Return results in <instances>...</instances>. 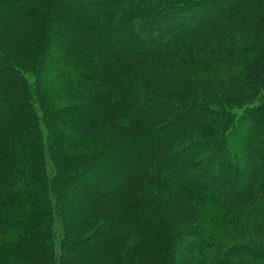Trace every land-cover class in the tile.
Wrapping results in <instances>:
<instances>
[{"label":"trees","instance_id":"trees-1","mask_svg":"<svg viewBox=\"0 0 264 264\" xmlns=\"http://www.w3.org/2000/svg\"><path fill=\"white\" fill-rule=\"evenodd\" d=\"M73 1L0 0L20 28L0 23V34L27 42L19 56L0 49V264H75L86 242H103L90 264H264V235H223L264 202V156L242 135L264 118V0H246L251 37L196 28L170 42L220 0ZM85 19L136 37L108 42L110 58L99 47L72 58L63 36L50 73L57 31L73 38ZM185 60L212 75L182 79L170 64ZM165 111L181 121L161 135Z\"/></svg>","mask_w":264,"mask_h":264},{"label":"rangeland","instance_id":"rangeland-1","mask_svg":"<svg viewBox=\"0 0 264 264\" xmlns=\"http://www.w3.org/2000/svg\"><path fill=\"white\" fill-rule=\"evenodd\" d=\"M78 0H74L73 1V6L72 7H77L76 4ZM251 1V0H248ZM246 2V3H245ZM254 3H256V1H254ZM80 6V4H79ZM101 7V3L96 2V6H95V10L99 9ZM245 7H247V9H249L251 6L247 3L246 0H220L219 2H215L211 4V10H209L207 13H204V17L200 18L199 20H197L191 28L189 29H185L184 31L178 33L177 35H174L170 38L165 37L163 40L165 39H169L168 41H174V40H178V39H189L190 35H193L195 33V29L196 28H200L202 30L205 31H210L212 32L213 36L215 38H217L219 36V31H220V27L224 28L225 30L228 31H234L237 33V31H241V30H245L246 32L248 31L250 37L252 36V32L249 30V27L247 25L249 19L251 17L250 11H246ZM81 9H83V7H80ZM71 9V8H70ZM85 10H88L85 8ZM10 9L7 8V6H2L0 5V23L2 24H7V25H12L10 29L15 28L16 26L18 27L19 25H13V21L10 17L5 18L4 15L6 14H11ZM221 17V18H220ZM211 18L212 20H215L216 18H218V23H217V27L213 28L212 26L210 27L209 23L206 24L207 22L205 21L206 19ZM77 20V19H75ZM73 19V23L75 24L76 21ZM80 22H82L81 19H78ZM87 25H83L80 28V32L77 30L75 31L76 35H73V38L71 37V34L68 33V31H66V29L64 30V28H61V30L57 31V37H56V41H55V46L54 50H50V56H49V69L51 70L50 73H53V68L55 67V65H59V62L61 61V54H62V42L61 39L63 38V36H67V38L72 39L71 42H67V47L68 48H74V49H78L77 54H73V57L79 56L80 51H89V52H94L99 48H103V56L102 57H108L110 58V54L105 53V47L106 45H108V42L114 43V44H122V46H126L130 44V40L129 37H136L135 35L130 34L131 32L129 31V28L127 29V27L121 28V29H114L111 32V37L108 35V28H105L104 26L99 27L98 23H94L91 24L90 22L86 21ZM84 23V22H83ZM8 26V28H9ZM19 28V27H18ZM17 29V28H16ZM20 29V28H19ZM80 34V35H79ZM106 35V39L104 38V36ZM77 36V37H75ZM242 38H246L247 36L245 35V33H241ZM80 37H83L82 39H80ZM133 39V38H132ZM24 39L21 40H11L9 37H5L3 35L0 34V49L3 50L5 53L7 54H14V56H19L22 54L23 50H24V46H23V42L27 43L26 41H23ZM99 56V54H98ZM100 57V56H99ZM19 58V57H17ZM57 63V64H55ZM221 63V62H219ZM51 64L54 65L51 68ZM217 63H214L213 65H216ZM172 67V71L174 72H179L181 73L182 79L184 80H192V81H196L195 79L199 80H203L204 78L207 77V75L209 74L212 75V73L210 71V73L207 74H202L199 72V66L198 67H194L192 68L191 64L188 63L187 60L185 61H175V63L170 64ZM243 66H239L236 68H233L232 70H230V73L235 74V73H239L240 69L242 70ZM6 69L7 65H3L0 64V69ZM191 70V71H190ZM183 72H185L188 75L182 74ZM223 75H221V78H227L222 77ZM8 81H11L10 79ZM2 85V84H1ZM0 85V86H1ZM7 90V89H6ZM5 95V99H12V91L7 90L6 93H3ZM1 103V102H0ZM161 112V111H159ZM79 113V112H77ZM172 113V112H171ZM156 114H158V111H156ZM164 118L163 116H161L162 114L160 113V117H161V121L163 122L164 126L159 129L158 131H160L161 135H165L166 132L168 130H170V132H174L177 130V128L179 127V123H180V119H170L171 114L170 112H164ZM178 115V111H175V115ZM80 115V114H78ZM73 116V115H72ZM162 126V125H161ZM251 129L252 130H246L245 133L246 134H242V135H249L250 139L247 141H244V145H248V141H252V145H251V151L253 152L254 155L257 156H264L263 152H259V150H257L256 145L257 144H261L264 141V118L262 116H257L256 118H254L251 122ZM261 129L262 133L260 134V136L257 137V135H253V131L254 130H259ZM177 132V131H176ZM237 138L241 137L240 135L236 136ZM244 137V136H243ZM248 137V138H249ZM243 156L244 153H243ZM222 160H219V163ZM226 160L223 159V161L220 163L222 167L224 168H228L230 166V162H225ZM251 162V161H250ZM100 165L101 162H100ZM52 169V166H51ZM93 173V172H92ZM99 173H96L95 175L97 176ZM90 176V175H89ZM107 176H104V179ZM70 190H75L76 189L74 187H71L70 184L68 185ZM76 206H80L81 202H84V200H86V197L84 196V194H82L81 192H76ZM261 223H264V202L261 205H257L254 208L249 209L248 211L239 214L238 216L235 217V219H233V222L224 228V236L228 239H232L233 241L236 242H243L245 240L248 239H256V240H262L260 238H263V233H264V225L261 227L259 226ZM259 227V231L257 230ZM258 231V232H257ZM262 236V237H260ZM189 239H191V236L186 235L184 240H182V244H184V251L186 252L185 254L187 255V248H186V244L188 245V241ZM102 241V238H100V242ZM98 246L99 249H103V242L102 244H96V245H92L90 242H86L83 245H81L80 247H77L74 249L73 251V257L75 258V264H90L91 262V258L94 254V252L96 251V247ZM191 264H207V263H203L200 261H192Z\"/></svg>","mask_w":264,"mask_h":264}]
</instances>
